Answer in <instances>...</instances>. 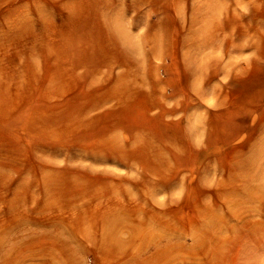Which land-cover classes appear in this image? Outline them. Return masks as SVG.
Wrapping results in <instances>:
<instances>
[{
  "label": "rangeland",
  "instance_id": "obj_1",
  "mask_svg": "<svg viewBox=\"0 0 264 264\" xmlns=\"http://www.w3.org/2000/svg\"><path fill=\"white\" fill-rule=\"evenodd\" d=\"M230 1L234 4H230ZM203 2L148 0L136 8L130 7L131 0H0V264H125L135 255L145 258L149 264L159 263L153 261L154 251L159 252V246H151L149 251H143L144 246H140L139 240L128 244L126 240L121 243L114 239L105 241L113 248L111 252H104V241H101L104 228L101 222L82 220L80 223L77 220L80 213L92 215L94 210L99 209H68L60 202L52 205L40 192V182L47 176L46 173L39 174L36 165L49 157L31 149L42 144L33 137L37 131L47 134L55 132L53 128L56 125L47 121L58 118L62 111L51 110L50 106L62 101L66 105L62 116H71L77 103L105 96L106 91L112 88H117L111 94L114 99L91 115L117 111L119 106L115 98L125 92L133 94L131 99L137 102L143 101L144 95L147 98L148 95H155L159 108L139 111V117L149 124L146 132L148 142L159 149V156H162L165 164L159 167L158 175L143 172L141 167L132 165L127 169L112 162L98 166L97 170L107 171L115 180L126 179L120 192H124L129 199L145 198L151 207L141 204L140 211L149 215L155 213L153 209L156 210L159 212V223L167 224L174 231L183 230L180 234L185 237V245H191L188 235L192 232L189 228L193 214L209 207V191L225 178V172L217 170V165H225L231 155L223 158L224 154L245 144V137L241 135L228 146H223L212 128L214 115L224 111L220 103L226 101H221L219 90L213 91L226 86L229 79L219 74L202 87L192 72L209 62L213 63L212 60L219 64L222 62L223 67L234 62L248 70L254 61L263 62L252 52L253 48L246 47L247 50L240 55L235 48L263 45L264 0H229L227 3L224 0L220 3L221 11L217 15L220 23L226 25L233 16H240L243 20L237 21L236 26V23L232 26L227 24L230 30L225 27L214 37L211 35L212 39L216 38L215 41L200 31L202 22L192 27L189 25L192 10L196 6L202 7ZM106 4L109 7H105ZM103 9L110 11L112 18L119 16L117 23L127 34L130 59L139 67L143 84L131 82L130 78L119 80L128 66L119 67L121 58L111 53L107 61L112 70L100 67L93 71L92 66L105 61L104 52H107L95 43L96 33L103 25L93 13L102 12ZM165 22L167 25L161 27ZM195 30L200 31L196 36L192 33ZM189 34L191 40L188 39ZM206 39L209 42H203ZM227 40L232 42L226 46V54L222 56L219 47L222 41ZM127 44L123 47L126 48ZM187 58L195 63L186 62ZM180 63L181 72L179 68L175 71ZM182 69L188 71L189 87L188 91L179 94L180 89L171 86V82L183 81ZM56 88L65 90L63 95L54 94ZM80 94L84 96L82 99L77 97ZM183 102L191 107L186 114L162 115L161 104L170 108L175 104L179 107ZM112 113L113 116L108 119L104 117V123L96 126L97 131L107 130L101 133V136H105L103 141L109 138L122 141L123 135L127 134L125 128L113 125L121 115ZM179 120L191 132L187 142H182L179 136L175 124ZM86 131L85 127L79 128L69 138L85 134ZM182 147H186V151L180 153ZM212 150L220 154L203 157ZM65 156H51L50 159L61 167ZM81 165L87 166L88 163ZM156 180L167 182L169 187H159L151 194L149 190H136L129 186V182L145 181L151 184ZM23 183H31L32 186L21 185ZM54 185L63 188L65 182L57 181ZM238 187H241L240 183H237ZM99 189L101 192L107 191L106 195L102 193L103 196L118 199V190L109 184L105 187L101 185ZM91 192H94V188ZM198 194H202L200 198L196 197ZM185 197L187 200H184ZM68 198L66 195L62 199ZM217 204L224 210L228 208L223 199H218ZM180 207L183 213H174ZM239 210L243 211L241 208ZM204 219L203 214L198 217L200 222ZM233 222L232 218H227L221 227L228 229L234 225ZM62 230L74 232L77 236L67 240ZM149 230L151 232H147V238H159V229ZM218 239L229 242L219 252L222 254L220 259L225 256L229 259L223 263H219L218 259L217 264H264V249L256 250L254 260L241 256L236 258L239 247L235 243V231H225ZM210 243L209 246L207 243L204 245L205 249L208 247L210 250L215 245ZM65 251L75 254L69 256L64 254ZM168 259L171 260L168 264H210L208 259L202 256L190 258L186 252L172 251Z\"/></svg>",
  "mask_w": 264,
  "mask_h": 264
},
{
  "label": "bare ground",
  "instance_id": "obj_2",
  "mask_svg": "<svg viewBox=\"0 0 264 264\" xmlns=\"http://www.w3.org/2000/svg\"><path fill=\"white\" fill-rule=\"evenodd\" d=\"M146 1L148 0H131L132 5L130 7L138 8L140 4ZM204 1L201 4L203 5L202 7L196 6L192 10L189 25L192 27L202 22L203 25L200 31L205 33L206 36L209 35L208 37L211 39V35L214 37L216 32L224 30L225 27L230 30L231 28L227 24L232 26L236 23V26L238 25L237 21L243 20L240 16H233L231 20L226 22V25L220 23L217 20V15L221 11L220 3H223L224 0ZM225 1L226 3L229 2V0ZM230 4L234 3L230 1ZM105 7H109V5L106 4ZM93 14L103 25L99 28V33H96L95 43H98L99 47L105 48L107 51L104 52L105 61L94 64L92 66L93 71L100 67H105L108 71H111L112 66L107 61L111 53L121 58L118 62L119 67L128 66L118 78L119 80L130 78L131 82L143 84L144 78L141 76L142 74L140 75L139 67L134 60L130 59L131 49L127 44V34L121 30L117 23L119 16L112 18L110 11H105L104 9L102 12L99 10V12L95 11ZM250 21L254 22L252 18H250ZM166 25L167 22L162 23L161 27ZM262 28H264V25ZM200 31L195 30L192 33L196 36ZM190 34L188 36L189 40H191ZM207 39L203 40V42H209ZM212 40L215 41L216 38ZM261 40H263V45H242L235 48L236 53L239 55L247 50L246 47H249L248 49L253 48L252 52L257 55L259 60L263 61L259 63L254 61L250 70L234 62L223 67L221 66L222 62L219 64V62L212 60L213 63L209 62V64L200 66L192 72V76L199 81L202 87L216 79L219 74L229 79L226 86L213 91L215 93L219 90V94L222 97L221 101L223 99L226 101L220 103L224 111L214 115L215 126L213 124L212 128L218 131L213 132L216 134L218 142L223 146H228L241 135L245 137V144L227 154L225 153L223 158L231 155V159L225 165H217V170L225 172L223 173L225 178L214 184V188L209 191V207L202 208L193 214L194 219L192 226L190 225L189 228V231L192 232L188 235L191 238L190 246L185 245V237L180 234L184 232L183 230L174 231L167 224L159 223V212L153 209L152 211L155 213L146 215L145 212L140 211L141 204L151 207L145 198L136 197L135 200L129 199L124 192H120L121 185L127 182L126 179L115 180L107 171L97 170L98 166L112 162L118 163L127 169L132 165L141 167L143 172L147 171L152 175H158L159 167L161 165L164 167V159L159 156V149L157 150L148 142L146 132L149 124L146 123L145 119L139 117V111H151L159 108L155 95H148V98L147 95H144L143 101L140 102L132 101L131 96L133 94L129 92L122 93L115 98L119 108H117V111L112 112L121 115V118L123 117L124 119H115L116 122L113 125L117 128H125L127 134L123 135L124 139L122 141L116 138H109L103 141L105 136H101V133L107 132V130L97 131L96 126L104 123V117L108 119L109 116H113L111 111L99 116L91 115L114 99H112L111 94L117 88L106 91L105 96L96 99L92 98V100L85 103H77L71 116H62L66 107L62 101L52 104L50 106L51 110L60 109L62 111L59 113L58 118L53 117L51 121H47L53 123L52 125H56L53 128L55 132L47 134L37 131L33 137L42 142V144L31 149L32 152L39 151L49 157L36 165L37 172L39 174L46 173L45 175L47 176L40 182L42 186L40 192L44 194L43 197L46 200H50L52 205L60 202L63 205H67L68 209L75 207H96L99 209L94 210L95 212L92 215L80 213L77 220L80 223H82V220L91 222L99 220L101 222L104 228V232L101 235V241H104V252H111L113 248L111 244L105 241L114 239L121 243V241L126 240L128 244L139 240L140 246H144L143 251H149L151 246H159V252L158 250L154 251L153 261L159 262L155 264H168L171 261L168 259L169 254L172 251L186 252L190 258L192 256H198L199 258L202 256L208 259L207 262L210 264H217L218 259L219 263L229 259L226 256L220 259L222 255L219 254L220 250L228 245L229 242H226V240L221 241L218 239L219 236L225 231H235L237 238L235 243L239 247L236 258L239 259L241 256L248 260H254L256 250L264 249V39L261 38ZM231 42L230 40L221 42L219 50L222 52V56L226 54L225 48ZM125 43L127 44L126 48L123 47ZM85 56L88 59L90 58L87 54ZM95 57H97V54L94 55ZM186 62H194V60L188 61L187 58ZM181 67L182 63L176 67L175 71L179 68L181 72ZM182 74L184 76L183 81L179 83L171 82V86L180 89L178 90L179 94L188 91L189 87L188 71L182 69ZM222 89H225V91ZM64 92L65 90L60 91L58 88L53 91L57 95H63ZM77 97L82 99L84 96L80 94ZM179 105V107H176L175 104L167 108L164 103L161 104L162 115H174L178 112L184 115L191 108L190 104L186 102ZM73 119L76 120L73 121ZM175 124L179 129V136L182 142H187L191 134L189 128L180 120ZM82 127L87 128L85 134L80 133V136L69 138L71 133ZM119 138L122 139V137ZM54 141L57 142L49 146ZM125 142L135 147H131ZM181 151H186V147L180 148L179 152L181 153ZM64 154L66 156L63 157L61 167L50 159L51 156L56 158L64 156ZM218 154H220L219 151L212 150L205 153L203 157ZM85 162L88 163L87 166L81 165ZM174 175L176 174L174 173ZM57 181H64V187L57 188L54 185ZM237 183L241 184L240 188H237ZM107 184L118 190V199H111L102 195V193L106 195L107 191L101 192L99 186L103 185L105 187ZM21 185L32 186L31 183H23ZM167 185V182H159V180L151 184L145 181H140L139 183L129 182V186L133 189L149 190L151 194L158 191L159 187H169ZM93 188L94 192L92 193L91 189ZM66 195L69 196V200L62 199ZM201 195L198 194L196 197L200 198ZM186 198L184 200H187ZM218 199H223L228 207L226 210L217 204ZM240 208L243 211H240ZM175 212L183 213L181 207L177 211L174 210ZM202 214L205 215V219L200 222L198 217ZM227 218H232L234 225L232 224L230 228L224 229L221 224ZM152 228L159 229V238H156V236L155 238H147L146 234L151 232L149 229ZM62 231L66 235L67 238L65 237V239L67 240H73L74 236H77L74 232ZM59 234L63 236L61 233ZM210 241L215 245L210 250H208V247L205 249L204 245L207 243L209 246ZM64 254L73 256L75 252L71 251L68 253L65 251ZM137 256L139 255H135L132 260L126 261L125 264L150 263L145 258Z\"/></svg>",
  "mask_w": 264,
  "mask_h": 264
}]
</instances>
